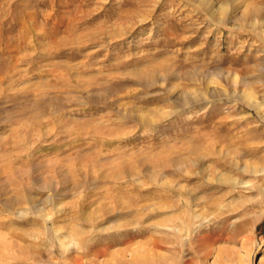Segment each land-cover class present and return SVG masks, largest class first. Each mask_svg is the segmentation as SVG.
Instances as JSON below:
<instances>
[{
  "label": "rangeland",
  "instance_id": "rangeland-1",
  "mask_svg": "<svg viewBox=\"0 0 264 264\" xmlns=\"http://www.w3.org/2000/svg\"><path fill=\"white\" fill-rule=\"evenodd\" d=\"M253 19L264 0H0V264H260L264 203L214 175L264 124L208 97L263 93Z\"/></svg>",
  "mask_w": 264,
  "mask_h": 264
},
{
  "label": "bare ground",
  "instance_id": "bare-ground-1",
  "mask_svg": "<svg viewBox=\"0 0 264 264\" xmlns=\"http://www.w3.org/2000/svg\"><path fill=\"white\" fill-rule=\"evenodd\" d=\"M218 16V15H217ZM222 17V16H221ZM219 21L222 20V18H218ZM224 22V21H223ZM219 23V22H218ZM249 25L252 27L251 29L257 28L260 29V32L264 35V19H253L249 21ZM253 30V31H254ZM256 31V30H255ZM261 35V37L263 36ZM260 36V35H259ZM263 39V38H262ZM264 40V39H263ZM264 49V48H263ZM263 56V55H262ZM257 65V64H256ZM260 68V67H259ZM264 88V87H263ZM256 90V89H255ZM255 90L251 88H244L241 91H236L234 89L229 90L226 92V90L222 86L214 85L211 87V95L208 97H214V96H223V95H229V96H235L237 98L243 99L251 108L254 109L260 122L264 124V91L261 94H257ZM204 95L203 92H184V93H178L175 95V99L178 102H181L180 104L183 105H189L199 100H204L208 98ZM231 99V98H229ZM208 100V99H207ZM233 100V99H232ZM211 101V100H210ZM236 102V101H235ZM198 103V102H197ZM210 103V102H209ZM238 104V103H236ZM235 104V105H236ZM237 107V106H236ZM246 109V108H245ZM237 110V109H236ZM240 111V110H239ZM238 112V111H237ZM253 112V111H252ZM243 114V113H242ZM250 114V113H249ZM255 115V113H253ZM246 116V115H245ZM248 116V115H247ZM250 116V115H249ZM256 116V115H255ZM254 117V116H252ZM239 118V117H238ZM237 118V119H238ZM245 118V117H244ZM249 118V117H248ZM257 118V117H256ZM233 119V118H232ZM236 119V118H235ZM246 120V119H245ZM252 120V119H251ZM258 120V119H257ZM232 121V120H231ZM230 121V122H231ZM255 122V121H254ZM252 121V123H254ZM240 125V124H239ZM238 126V125H237ZM217 128V126H216ZM243 128V127H242ZM260 131V124H252L247 125L244 127L243 131L241 132L243 135V139L237 142L235 145V152H234V160H232V164L236 166V168L239 170V173L235 176H228L226 174L215 172L214 179L218 180V182L223 183H229L235 190L236 193L242 195L244 192H250L252 190H256L258 197H256V201L258 205H262L264 203V183H261L264 181V131L261 129ZM222 133V132H221ZM220 133V134H221ZM219 136V135H218ZM221 137V136H219ZM223 138V137H222ZM227 139V138H226ZM215 140V139H214ZM218 141V140H216ZM213 145V144H211ZM218 149V147L216 148ZM218 151H222V148H219ZM231 152V151H229ZM243 156H252V157H258L256 161H240V158ZM202 168V167H201ZM200 168V169H201ZM218 171V170H217ZM226 171V170H225ZM228 171V170H227ZM186 172V171H185ZM231 174V173H230ZM211 176V175H210ZM213 179V180H214ZM216 182V181H215ZM170 183V182H169ZM173 184V183H172ZM181 186V185H180ZM185 186V184H184ZM182 186V187H184ZM179 187V186H178ZM187 187V186H186ZM185 188V187H184ZM180 189V188H179ZM183 189V188H182ZM193 189V188H192ZM225 189V188H224ZM169 190V189H168ZM175 191V190H174ZM173 191V193H174ZM192 191V190H191ZM214 191V190H213ZM172 193V192H171ZM195 193V192H194ZM195 196V195H193ZM220 196V195H219ZM195 198V197H194ZM197 199V198H196ZM195 199V200H196ZM9 200V199H8ZM185 200V199H184ZM235 199L232 198L229 201H220L215 204V211L217 213H225L226 211H229L232 208L233 203ZM197 201V200H196ZM216 201V200H215ZM191 204V203H190ZM237 204V203H236ZM234 204V205H236ZM246 207L255 205L252 203H246L244 201ZM238 205V204H237ZM203 206V205H202ZM237 207V206H236ZM191 208V207H190ZM202 208V207H201ZM239 209V208H238ZM241 209V208H240ZM192 211V210H191ZM196 211V209H195ZM199 211V210H197ZM203 212V211H202ZM20 213V212H19ZM212 213V212H209ZM213 215L215 213H212ZM186 215V214H185ZM210 215V214H209ZM190 216V215H189ZM187 217V216H186ZM215 217V216H214ZM189 218V217H188ZM193 218V217H192ZM253 218V217H252ZM185 219V217H184ZM187 219V218H186ZM226 221L227 217L223 216L220 218V220ZM228 220V219H227ZM256 220V219H255ZM254 221V220H253ZM197 222V221H196ZM205 222V221H204ZM256 222V221H255ZM186 223V222H185ZM248 223V222H247ZM232 224V223H231ZM255 224V223H254ZM187 225V224H186ZM201 225V224H200ZM220 225V224H219ZM222 225V224H221ZM234 225V224H232ZM179 226V225H178ZM177 226V227H178ZM184 226V225H183ZM189 224L187 225V227ZM210 226V225H209ZM202 227V226H201ZM200 227V228H201ZM255 227V226H254ZM180 228V227H179ZM186 228V227H185ZM192 229V228H191ZM207 229V228H206ZM222 229V228H221ZM178 230V229H177ZM190 230V229H189ZM218 230V229H217ZM227 230V229H225ZM188 231V230H187ZM197 231V230H196ZM202 232V230H201ZM199 232V233H201ZM219 232V231H218ZM224 232V230H223ZM198 233V232H197ZM209 234V233H208ZM173 235V234H172ZM204 235V234H203ZM210 235V234H209ZM207 235V236H209ZM220 235V234H219ZM227 236V235H225ZM184 237V236H183ZM188 237V236H187ZM186 237V238H187ZM210 237V236H209ZM215 237V236H214ZM193 238V237H192ZM212 238V237H211ZM231 238V237H230ZM208 239V237H207ZM225 239V237H224ZM252 239V238H251ZM188 240V239H187ZM214 240V239H213ZM212 240V241H213ZM170 241V240H169ZM202 241V239H201ZM207 242V241H206ZM196 244V243H195ZM194 245V244H193ZM200 246V245H198ZM252 246V245H251ZM251 248V247H250ZM248 251V250H246ZM220 252V251H219ZM250 252V251H249ZM217 253V252H216ZM220 255V254H219ZM218 255V256H219ZM135 257V256H134ZM138 257V256H137ZM220 257V256H219ZM218 257V258H219ZM133 258V257H132ZM136 260V259H135ZM264 261V260H263ZM261 262L260 264H264V262ZM187 262V261H186ZM134 263V262H133ZM244 264L243 258L241 255L233 262H228L219 259V264ZM185 264V263H184Z\"/></svg>",
  "mask_w": 264,
  "mask_h": 264
}]
</instances>
